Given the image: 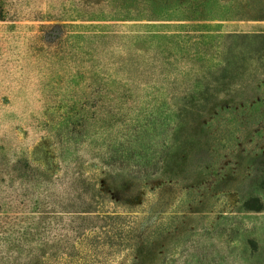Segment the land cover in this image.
<instances>
[{"label":"rangeland","instance_id":"1","mask_svg":"<svg viewBox=\"0 0 264 264\" xmlns=\"http://www.w3.org/2000/svg\"><path fill=\"white\" fill-rule=\"evenodd\" d=\"M73 221L126 239L84 261ZM0 244L264 264V0H0Z\"/></svg>","mask_w":264,"mask_h":264},{"label":"trees","instance_id":"2","mask_svg":"<svg viewBox=\"0 0 264 264\" xmlns=\"http://www.w3.org/2000/svg\"><path fill=\"white\" fill-rule=\"evenodd\" d=\"M112 93H106L104 95L105 101L106 102H112L113 99H110V96ZM126 95L123 93L120 98H124ZM136 100H132L131 97L129 96L128 102H135ZM101 110V109H100ZM102 111H108V110H102ZM101 119L107 118V115L105 114H100ZM143 126H146L145 124H142ZM69 164L70 161H67ZM61 168V167H60ZM73 168V169H72ZM72 171L69 172L68 175H66L67 179L66 182L70 184V187L74 189V186H76V181H77V176L80 174L79 169L77 170V165L74 163L72 164ZM98 194H101L100 191ZM104 194V192H102ZM102 196V195H101ZM126 225V224H125ZM128 225V224H127ZM65 229L69 234V239H70V246L74 247L76 246L79 249V253L81 254L79 258H81L84 261L88 262H101L108 256V249L111 247V245L115 244L112 240L108 241L105 240L108 235L113 231L115 235V240H118V243L124 241L126 239V234L122 235H116L115 233V228L113 227H106L105 224H101L99 228L96 230L93 225H84L83 223H75L74 221L69 225V223L66 225ZM120 226V225H119ZM117 228L118 232H120V229L122 227ZM108 228V229H107ZM113 236V234H111ZM8 239V237H5V239ZM95 242V243H93ZM110 243L109 246L106 244ZM117 244V241H116ZM0 247H4L3 245ZM69 255V254H66ZM81 262V261H80ZM83 264V261H82Z\"/></svg>","mask_w":264,"mask_h":264}]
</instances>
